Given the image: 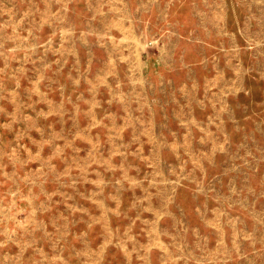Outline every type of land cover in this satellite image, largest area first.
<instances>
[{"label":"crops","instance_id":"1","mask_svg":"<svg viewBox=\"0 0 264 264\" xmlns=\"http://www.w3.org/2000/svg\"><path fill=\"white\" fill-rule=\"evenodd\" d=\"M157 4L65 3L66 9L82 8L83 29L72 23L57 35L58 50L49 53L59 59L58 82L49 77L42 86L43 97L56 87L57 101L51 90L48 98L65 107L43 116L65 123L63 182L73 192L66 191L64 200L72 197L74 211L64 243L72 245L76 259L82 249L104 243L105 250L119 249L135 264H179V248L203 251L200 258L192 253L191 264H264V246L259 262L249 257L251 235L225 211L210 209L208 215L207 204H192L204 212L176 219L179 197H194V187L205 184L212 155L228 150L225 133L212 129L225 120L227 86L219 65L211 70L206 60L195 64L188 58L192 36L178 35L166 21L147 35L150 23L160 18ZM99 197H105L104 233L97 226ZM170 226L187 227L195 240L178 245L165 236L175 232ZM141 254L145 258L137 260Z\"/></svg>","mask_w":264,"mask_h":264},{"label":"rangeland","instance_id":"2","mask_svg":"<svg viewBox=\"0 0 264 264\" xmlns=\"http://www.w3.org/2000/svg\"><path fill=\"white\" fill-rule=\"evenodd\" d=\"M66 1L0 0V264H135L119 249L105 250L104 243L82 249L76 259L72 245L64 243L74 211L72 197L64 200L66 191L73 192L63 182L65 123L43 116L65 107L48 98L51 90L57 101L56 87L43 97L42 86L49 77L58 82L59 59L49 53L58 50L57 35L72 23L83 29L82 8L66 9ZM156 1L160 18L150 23L147 35H155L156 23L166 21L178 35L192 36L188 58L195 64L206 60L211 70L219 65L227 86L225 120L212 129L225 133L228 150L212 155L211 168L203 172L205 184L194 187V197H179L176 219L204 212L191 209L192 204H207L208 215L210 209L225 211L231 223L238 219V228L251 235L249 257L259 262L264 246V0ZM104 199L95 203L101 233ZM170 229L175 232L165 236L178 245L195 240L187 227ZM192 253L200 258L203 251L179 248L178 263L186 264L185 258L195 263ZM144 258L141 254L137 260Z\"/></svg>","mask_w":264,"mask_h":264}]
</instances>
